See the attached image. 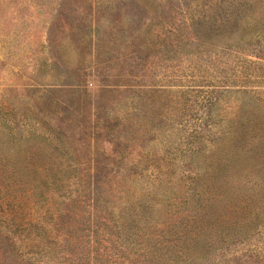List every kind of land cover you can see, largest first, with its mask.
<instances>
[{"label": "rangeland", "instance_id": "374dc122", "mask_svg": "<svg viewBox=\"0 0 264 264\" xmlns=\"http://www.w3.org/2000/svg\"><path fill=\"white\" fill-rule=\"evenodd\" d=\"M218 3L0 0V264H264V32L194 39Z\"/></svg>", "mask_w": 264, "mask_h": 264}, {"label": "trees", "instance_id": "16d2710c", "mask_svg": "<svg viewBox=\"0 0 264 264\" xmlns=\"http://www.w3.org/2000/svg\"><path fill=\"white\" fill-rule=\"evenodd\" d=\"M256 4L250 0H219L217 5H212V10L216 11L213 14L212 21L208 22V28H201L192 33L194 39L199 41L211 40L213 37L219 34L227 33L230 36L238 29H244L247 31L262 30L264 32V23L259 28V23H261L260 17H257L255 9ZM215 15V16H214ZM208 19V18H207ZM206 19V20H207ZM209 20V19H208ZM202 21L200 22V24ZM204 31V32H203ZM207 32V33H205ZM231 46L230 38L223 42L222 47L229 48ZM72 87V86H71ZM79 87V86H74ZM251 127L244 130L243 137L247 138ZM260 181L257 184L262 193L264 192V176H260ZM198 189V187H197ZM198 195L200 193L197 192ZM201 200V196L197 201ZM135 222L137 219L134 218Z\"/></svg>", "mask_w": 264, "mask_h": 264}]
</instances>
